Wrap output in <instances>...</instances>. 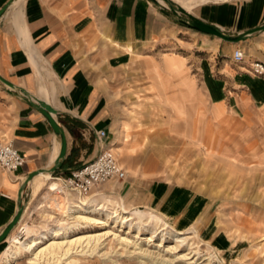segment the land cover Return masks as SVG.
Segmentation results:
<instances>
[{
	"label": "rangeland",
	"instance_id": "obj_1",
	"mask_svg": "<svg viewBox=\"0 0 264 264\" xmlns=\"http://www.w3.org/2000/svg\"><path fill=\"white\" fill-rule=\"evenodd\" d=\"M156 4L168 14L183 16L166 2L156 0ZM186 40L180 33L134 53H122L109 60L107 69L91 67L111 116V132L103 143L116 155L126 178L96 187L80 202L102 209L94 216L84 215L106 226L83 223L81 234L70 236L108 233L103 249L60 264H154L156 256L167 261L161 264H183L175 258L194 254L202 264H264V160L249 159L253 150H264V98L256 97L259 90L248 92L235 82L234 88L226 85V110L219 105L210 109L202 52L194 49L195 41L187 44ZM176 56L182 57L190 94L164 66L165 58ZM153 64L160 69L163 87ZM232 69L245 74L238 65ZM179 102L183 113L177 109ZM250 110L256 117L250 116ZM225 115L226 123L217 134V120ZM200 129L203 134L197 141L191 136ZM71 194L64 195L77 205L81 197ZM57 196L45 186L33 200L30 187L22 199L21 218L10 234L23 242L76 223L68 221L67 212L54 210L52 200ZM106 210L119 219L107 217ZM124 210L128 214L122 215ZM125 217L129 222L123 223ZM26 225L31 229L22 230ZM174 229L184 233L186 240L177 250H171L179 246L170 235ZM117 237L128 243H120ZM139 249L150 254L137 258ZM30 258L22 255L3 264H27Z\"/></svg>",
	"mask_w": 264,
	"mask_h": 264
},
{
	"label": "crops",
	"instance_id": "obj_2",
	"mask_svg": "<svg viewBox=\"0 0 264 264\" xmlns=\"http://www.w3.org/2000/svg\"><path fill=\"white\" fill-rule=\"evenodd\" d=\"M16 1L0 0V10L8 5L0 17V137L6 136L12 141L23 156L24 164L15 173L0 169V234L22 204L18 201V192L27 176L52 168L61 149L60 137L32 104L49 105L54 110V120L65 134V157L52 177L69 176L71 171L91 162L105 149L106 145L98 141L95 131L104 130L108 137L111 116L92 66L101 65L107 69L109 60L122 53H134L147 44L182 33L187 37L185 43L195 41L194 49L202 52L200 60L206 69L203 80L210 109L212 105H219L226 110V91L229 86L234 88L235 82L248 92L259 90L256 97L264 98V77H250L246 72L252 62L264 64L262 33L239 43L225 42L187 27L183 23L189 19L187 16L168 14L153 0ZM174 1L187 7L195 19L226 36L242 35L264 25V0ZM237 49L244 53L241 64L233 60V52ZM163 62L190 94L191 82L186 78L182 57H167ZM232 64L238 65L247 75L237 74ZM152 69L160 85L165 86L159 67L153 64ZM177 109L183 113V104L177 103ZM248 113L256 117L253 110ZM226 116L217 120V134L221 133L220 125L226 123ZM195 118L190 127L193 131ZM202 134V129L197 130L195 139L199 141ZM257 158L264 160L262 148L253 150L249 157ZM38 185L40 189L35 196ZM45 186L54 191L58 188L57 180L35 179L25 188L22 199L30 187L32 198L36 199ZM52 204L59 213L68 212L75 205L64 194L53 199ZM23 226L24 231L31 229L29 225ZM29 238L32 236L23 242ZM17 240L21 241L10 234L0 242V264L9 258L18 261L13 259L19 249ZM6 242L13 249L9 250Z\"/></svg>",
	"mask_w": 264,
	"mask_h": 264
},
{
	"label": "bare ground",
	"instance_id": "obj_3",
	"mask_svg": "<svg viewBox=\"0 0 264 264\" xmlns=\"http://www.w3.org/2000/svg\"><path fill=\"white\" fill-rule=\"evenodd\" d=\"M172 1H174V0H172ZM16 2H18V0ZM175 3L179 7L184 9L185 11L189 12L187 7H185L181 4H178L177 2H175ZM161 4H164V3H161ZM191 137L195 138L196 133H194V136L192 134ZM37 178H43L45 180H50L53 177L47 173H39L32 180V182ZM54 180H56V179H54ZM32 182H31V184H32ZM57 182H59L58 188L54 191H51V192L59 194V193H61V192H58L59 186H60V181L57 180ZM39 189H40V185H38V187L35 189V194H34L35 196L37 195V192L39 191ZM62 194H68V195L72 196V194L69 192H67V193L64 192ZM62 194H59V195H62ZM87 198L88 197L80 198L77 201V205H72L68 209V212H67L68 213L67 214L68 221H72L75 219L77 221L76 223H73L72 225H71V223H68L67 226L65 225L66 227H63V228L58 227V228L51 229L49 232L41 233L35 238H33V237L29 238L28 240H26V242H20L18 240L15 241V243L18 244L19 249H17V251L14 253L13 259L19 260V258H21V256H22V254H24V255H28L31 257L30 260L27 262V264H44L45 262H47L49 264H57V262H59V264H60L61 262H66V261L71 262L75 259L74 257H76V256L82 257L88 253H89L88 255L91 256L95 252H97L98 250L101 251L103 249L102 241L109 236L108 233L86 234V235H81V236H76V237L70 236V233H73L74 235L81 234V231L85 228L82 225L83 223L105 224V223L98 222L97 219H93V218L85 216L86 214H90V215L94 216L96 214H99L100 211L102 210V209H99V207L87 206L85 203H80L81 201H83ZM78 202H79V204H78ZM105 214L109 218L119 219V216L114 215L113 212H108L106 210ZM125 214H128V212L124 210L122 215H125ZM123 220H124L123 223H127V222H129L130 219H127L125 217ZM104 226H106V224ZM137 229H139V226L137 227ZM170 235L173 237V239L179 245V246H175L174 249H171V250H177L180 246L185 244L186 240H185V238H183L184 233H182L181 231L174 229V231ZM117 239L119 240L120 243H128V241L124 238L117 237ZM138 253L139 254L136 255L137 258H144V257H146L144 255L148 256V254H150L147 250H143V249H139ZM139 255H142L143 257H139ZM194 257H195V254L193 256H190V257H187L186 255H181L175 259L177 262L183 263V264H202V263H199L200 258L195 259ZM154 258L155 259H152L153 260L152 262L155 261L154 264L156 262H160V264L161 263H167L166 260H163L162 258L158 259L157 256ZM210 258L211 257H209V259ZM147 259H149V258H147ZM192 260H193V262H191ZM142 263H144V262H142Z\"/></svg>",
	"mask_w": 264,
	"mask_h": 264
},
{
	"label": "built area",
	"instance_id": "obj_4",
	"mask_svg": "<svg viewBox=\"0 0 264 264\" xmlns=\"http://www.w3.org/2000/svg\"><path fill=\"white\" fill-rule=\"evenodd\" d=\"M264 35V32H262ZM244 53L237 49L233 52V60L237 64L244 62ZM246 72L255 77L264 76V64L252 62ZM99 142L107 138L104 130L95 131ZM24 164L23 156L14 147L12 141L6 136L0 137V169L6 173H15ZM60 181L58 192L73 193L78 197H85L96 187L109 182L121 181L126 178V172L119 164L116 155L111 149H102L94 160L84 164L81 168L70 172L65 178L53 177Z\"/></svg>",
	"mask_w": 264,
	"mask_h": 264
},
{
	"label": "water",
	"instance_id": "obj_5",
	"mask_svg": "<svg viewBox=\"0 0 264 264\" xmlns=\"http://www.w3.org/2000/svg\"><path fill=\"white\" fill-rule=\"evenodd\" d=\"M153 1L156 2V0H153ZM164 2H166V4H168V6L170 7L171 10H174V8H176L181 14H183V15H185V16H187L189 18L187 21H183V23L187 27H189L191 29H194L196 31L211 35V36H215V37H217V38H219V39H221V40H223L225 42L239 43V42L247 39L248 37H250V36H252L254 34H261L262 32H264V25H263V26L255 29V30H252V31H250L248 33H245V34H242V35H238V36H235V37L226 36L225 34H223L220 30L216 29L215 27H213L211 25H208V24H205V23L195 19L189 12H187L184 9H182L181 7H179L174 1H172V0H164ZM7 7H8V5L4 6L0 10V17L5 12ZM1 81H3V83H5V84L9 85L4 80L1 79ZM32 105L37 107L41 111L43 116L47 119V121L49 122L50 126L54 130L55 134L58 137H60L61 149H60V153L57 156L52 168L35 171V172L30 173L27 176L25 182L22 184V186L20 187V190L18 192V201L19 202L22 201V197H23V193L25 191V188L28 186V184L30 182H32V180L39 173H47V174L51 175V174H53V172H55L56 170H58L61 167L60 161L64 159L65 153H66V138H65V134H64V131L59 127V125L57 124V122L53 118L54 110L49 105H47V104H45L43 102H37L36 104H32ZM22 212H23V208L20 205L18 207V211H17L16 215L14 216V218L12 219V221L1 232V234H0V242L5 240L8 237V235L10 234V232L17 225V223L19 222V220L21 218Z\"/></svg>",
	"mask_w": 264,
	"mask_h": 264
}]
</instances>
